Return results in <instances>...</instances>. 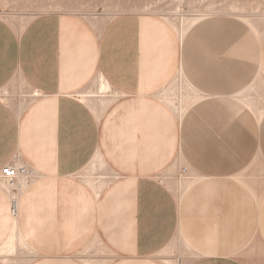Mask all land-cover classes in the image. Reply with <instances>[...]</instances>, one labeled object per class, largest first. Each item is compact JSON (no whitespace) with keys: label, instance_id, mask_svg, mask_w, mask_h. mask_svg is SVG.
<instances>
[{"label":"crops","instance_id":"crops-1","mask_svg":"<svg viewBox=\"0 0 264 264\" xmlns=\"http://www.w3.org/2000/svg\"><path fill=\"white\" fill-rule=\"evenodd\" d=\"M124 14L96 27L76 16L48 12L21 29L0 17V170L11 164L23 171L12 182L0 174V256H10L20 243L34 250L29 264H88L90 254L81 252L90 248L101 252L94 257L98 264H167L158 256L178 230V207L158 174L177 155L197 170L196 182L181 195L179 225L188 244L205 254L187 264H245L243 254L235 252L253 235L264 238L261 202L250 198L238 205L232 194L255 198L262 192L247 188L250 182L264 187V164H254L248 153L255 141L249 137L242 142L248 146L241 155L248 167L238 180L244 187L229 177L228 152L218 161L217 139L208 151L210 162L217 161L214 169L202 172L188 160L195 157L196 115L191 114L181 135L180 113L177 116L157 93L180 61L182 76L197 89V96L206 91L209 101L212 93L219 89L227 94L235 83L244 93L239 106L251 115L258 108H253L246 89L254 82L258 87L264 78L258 74L245 82L212 45L191 56L193 49L186 57L182 42L160 18ZM196 24L186 32L192 33L190 45L197 44ZM226 24L220 29V36L228 35L222 49L236 42L238 29L241 42H249L247 26ZM221 65L224 72L218 73ZM94 76L111 99H84L82 90ZM252 97L261 103L258 92ZM246 121L252 126L251 117ZM210 125L216 126L213 114ZM181 138L193 147L188 156L180 147ZM89 164L105 176L88 182L80 172ZM201 179L216 185L196 187ZM201 188L207 193L204 203L197 200ZM197 215L201 226L186 230L187 217ZM3 261L0 258V264Z\"/></svg>","mask_w":264,"mask_h":264},{"label":"rangeland","instance_id":"rangeland-1","mask_svg":"<svg viewBox=\"0 0 264 264\" xmlns=\"http://www.w3.org/2000/svg\"><path fill=\"white\" fill-rule=\"evenodd\" d=\"M48 12L76 16L96 27L124 13L135 17L139 16L138 14L149 15L154 18H160L164 23H167L176 33L179 42L180 36L184 31L190 30L196 22L198 23L204 18L221 17L219 18L221 19L220 21L225 24L227 19L228 21L229 19L233 20L232 22L236 20L238 21L237 24L247 26L251 30H257L258 33L264 34V0H0V17L17 29L24 27L36 16ZM222 24L221 28L224 26ZM94 78L82 90L85 91L86 97L84 99L88 102L94 101L96 97H100L103 100L111 99L108 97L111 92L103 84L102 80L97 76H94ZM256 92L261 96V103H257L256 99L252 97ZM246 93L250 95L249 101L253 108H258L255 111H264L262 107L264 105V83L262 82L257 87L256 82H254L252 86L246 89ZM88 96L93 98H87ZM157 96L177 116L182 111H185L188 106H191L197 98V89L182 76L180 61L177 71L168 84L157 93ZM89 105L92 107L90 103ZM80 174L85 179H88V182L90 177H96V180H99L100 175L105 176L101 174L100 169H95L90 164ZM158 177L167 185L175 197L178 207V230L167 248H164L163 253L158 256V259H160L161 263L170 264L175 257V264L179 259H184V264H187L192 259L205 255L199 253L198 250L188 244L179 225L181 219V195L186 192L190 184L192 185L196 182L197 170H192L185 162H181L180 157L176 155L169 165L158 174ZM252 184L250 182L251 187H247L251 191L256 193L263 191L264 187H252ZM221 211L224 214V210L221 209ZM185 225L186 230L190 229V227L196 229L195 226H201V218L198 215L197 217L189 216ZM97 241L101 242L104 247V243L101 240L97 238ZM255 249L259 253L264 252V238L260 235H253L245 246L240 247L235 252V255L243 254L241 258L245 264H264L263 255L255 256L253 254ZM31 251L34 250L25 248L20 243H15V250L10 256L14 260L16 259V264H29ZM81 253L86 256L87 253L90 254V262L88 264H98L94 257L101 252L90 248L89 251L86 250ZM81 253L79 254L81 255ZM10 256L2 255L0 258L5 260L3 261L5 264H11Z\"/></svg>","mask_w":264,"mask_h":264},{"label":"bare ground","instance_id":"bare-ground-1","mask_svg":"<svg viewBox=\"0 0 264 264\" xmlns=\"http://www.w3.org/2000/svg\"><path fill=\"white\" fill-rule=\"evenodd\" d=\"M218 18H221V17H218ZM218 21L219 20H217V18H204V20L197 23V30H196V32H197V44L193 43L190 45V42H191L190 41V34H192V33L189 32L190 33L189 34V33H186L187 31L186 32L184 31L181 34L180 41L183 44L184 52L186 50L185 56L188 57L190 55L189 53L192 52L193 49H194V52H193V54H191V56L195 55L196 52H197V54H199V53L201 54L202 51H206L208 49L209 45H212V46H215L216 50L218 51V55H220L219 58L220 59H223V58L227 59V61L234 68L235 72L238 73L239 75L243 76L242 78L244 79L245 82H247L248 78H250L251 76L256 77L258 74H261V76L264 78V34L256 33V32H258L257 30L253 31L250 28L246 27L248 32L246 30H244V31L246 32V36L248 34L250 40H249V42H247L246 38L242 39L244 41L246 40V43H242L241 39H240L239 31H238L239 29H238L237 34L233 35V38L236 42H232V43L228 42V44L226 45V48H228V49L225 50V49H222V47H223L222 45L227 43L226 41L228 39V35L222 34V36H220V33H221L220 28L221 27H218ZM224 21H226V20H224ZM229 21L231 22L230 19H229ZM229 21L227 19L226 22H229ZM234 22L237 23L238 21L235 20ZM222 23H220V25ZM222 25H224V23ZM226 25H228V24H226ZM231 25L229 27H235V25H233V26H231ZM214 32L219 34V38H221L220 40L217 41L215 39L216 34H214ZM228 56H230V58L232 60H229ZM186 57H185V59H186ZM184 62L182 63V70H183L184 74L187 75V74H189V69L187 68L186 63H184ZM198 63H200V62L198 61ZM218 71H219L218 73L224 72V67H222V65H221L220 70H218ZM238 86L239 85H236L234 83L233 89H230V91L227 92V94H223L224 92L222 93L221 90L218 89L216 92L211 94L212 98L209 101H208V99L210 98L209 97L210 95L208 93H206V91H203L200 95L197 96L195 103H193V105H191V106H188L186 108V110L182 111L180 113V115L178 116V118H179L178 121H179V124L181 125V135H183L182 130H183V128H186L187 123L190 120V116H192V115L194 116V114L196 115V117L193 121V125L195 123L194 126L197 129L196 130L197 131V139H196L195 148H193V147L189 148V145H188L187 141L184 140V138H181V144H180V147H181L182 151L185 153V156L189 155V152L192 150L191 148L194 149L193 155L195 157L193 159L189 158L188 159L189 162L191 164H194L195 167H197V165H198L199 170L202 172H205V173L208 171V169H214L213 166L215 165V163L217 161L214 162V160L211 159V162H210V155H209L208 151H209V147H212V146H210V142L217 139V143L215 146L219 152L218 161H221L220 156L222 153L228 152V154L225 155V158H226L227 163H228V171H229L228 174H230L229 177H230V179H232V181L235 182V184L239 183L238 180L241 181L240 178H242V176L244 175V172L246 171V169L244 170V168L248 167V163L246 161H243L244 157L243 158L241 157V155H243L242 153L246 152L248 149V146H242V142L244 140L248 141V138L250 137L255 141L254 147L253 148L250 147V149H248L250 159L255 161L254 164H257V165L264 164V111L253 112L250 115V112L248 113L246 108H244V107L242 108L241 106H239V103H240L239 101L241 98L244 97V93L241 90V87H238ZM217 93H219V94H217ZM212 99H214L213 100L214 101V103H213L214 108H210V104H209L210 102H212ZM215 101H216V103H215ZM229 101H232V103H233V105L231 107H230ZM197 106H199V107L197 108ZM211 114L214 115V119L216 122L215 128L211 127V125H210ZM249 117H251L253 120L252 126L249 125V123H247V121H246V118H249ZM195 120H196V122H195ZM212 144H213V142H212ZM212 162H214V163H212ZM9 165H11V164H9ZM11 166H13V165H11ZM1 170H0V173H1ZM205 175H207V174H205ZM220 180H222V179H220ZM256 180L260 181L259 178H257ZM9 181L12 182L13 180L12 181L9 180ZM201 181L202 182H200L198 185L196 184L195 186L196 187H215V185H216L215 182H211L209 180L203 181L201 179ZM256 184H259V183H256ZM237 186L238 187H244L240 183L237 184ZM241 194L242 193H240V196H238V198H235L237 196H233V194H232V200L234 202H237L238 205L242 202L247 203L248 201H246V200L250 199V198H252V200L256 199L259 202H261V204H260L261 209L260 210H261V218L263 221V219H264V191H262L260 195L255 196V198H254V196L248 195V194L245 197H242ZM207 199H208L207 193L204 191V189L203 188L199 189V192L197 195V200L204 203ZM12 202L15 205L14 201H12ZM11 212L14 214L15 206ZM212 232L210 231L209 233L211 234ZM214 233H216V232H214ZM261 233L264 234V223H262V226H261ZM212 237H214V236H212ZM215 240H217V239H214L213 241H215ZM217 241H219V240H217ZM194 243H196V242H194ZM222 245H223V243H222ZM219 246H221V245H219ZM208 248L210 249V247H208ZM215 249L217 250V248H215ZM219 250H221V249H219Z\"/></svg>","mask_w":264,"mask_h":264},{"label":"built area","instance_id":"built-area-1","mask_svg":"<svg viewBox=\"0 0 264 264\" xmlns=\"http://www.w3.org/2000/svg\"><path fill=\"white\" fill-rule=\"evenodd\" d=\"M23 171H21L18 168H15L9 164L5 165L1 170V176L4 178H7L9 180H13L17 175L22 174Z\"/></svg>","mask_w":264,"mask_h":264}]
</instances>
